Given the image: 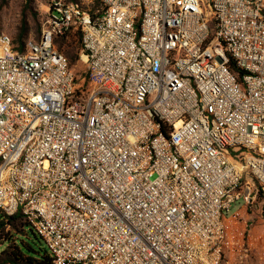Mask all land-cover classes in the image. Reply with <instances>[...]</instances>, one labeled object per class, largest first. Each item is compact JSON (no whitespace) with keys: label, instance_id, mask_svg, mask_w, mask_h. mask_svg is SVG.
Here are the masks:
<instances>
[{"label":"built area","instance_id":"built-area-1","mask_svg":"<svg viewBox=\"0 0 264 264\" xmlns=\"http://www.w3.org/2000/svg\"><path fill=\"white\" fill-rule=\"evenodd\" d=\"M94 1L0 31V211L52 264H260L264 0Z\"/></svg>","mask_w":264,"mask_h":264},{"label":"rangeland","instance_id":"rangeland-1","mask_svg":"<svg viewBox=\"0 0 264 264\" xmlns=\"http://www.w3.org/2000/svg\"><path fill=\"white\" fill-rule=\"evenodd\" d=\"M77 1L84 10L90 13L100 9L99 5L94 0ZM48 4L49 0H0V31L12 37L16 45L23 44L30 40H38L41 37L43 23L47 18ZM22 26L24 27V36L21 41L18 42L17 37ZM75 35H71L69 39L64 40L63 42L60 41L58 49L64 55L66 44L73 43V45L80 48L78 41L79 37H76ZM62 44L64 46H62ZM71 67L76 80H82L87 67L85 60L80 56V58L78 57L71 64ZM240 205L241 204H235L233 206V210L238 208ZM256 205L257 207L254 209L255 215L257 214L260 219L262 218V220H264V193L262 191L259 192V198ZM255 215L252 217V219L254 221H258ZM262 228H264V223ZM25 232L27 233V236L19 238H23L25 241L32 243L34 237L30 228H25ZM14 234L15 232L12 231L11 228H7L0 239V248L4 242L12 238ZM260 253L259 263L264 264V242L263 247L260 249Z\"/></svg>","mask_w":264,"mask_h":264},{"label":"trees","instance_id":"trees-1","mask_svg":"<svg viewBox=\"0 0 264 264\" xmlns=\"http://www.w3.org/2000/svg\"><path fill=\"white\" fill-rule=\"evenodd\" d=\"M78 3L77 0H71ZM96 2V1H95ZM99 5V3L97 2ZM100 7V6H99ZM24 36V27L20 29L17 37V41L20 42ZM79 37L80 48L72 44H66L65 56L69 61L70 68L71 64L81 56V35L77 33L75 35ZM70 37V36H69ZM69 37H62L56 40L57 47L59 48L60 41L69 39ZM61 42V43H62ZM26 43V42H25ZM19 44L22 47L24 44ZM65 45V43H64ZM62 44V46H64ZM232 70H235V65L231 63ZM0 239L7 228H11L15 234L12 238L6 240L0 248V264H52V256L48 249L44 246V241L33 231L30 223L24 217L22 213H17L14 216H7L0 211ZM29 227L34 240L32 243L25 241L23 236H27L25 228ZM12 244V245H11Z\"/></svg>","mask_w":264,"mask_h":264}]
</instances>
